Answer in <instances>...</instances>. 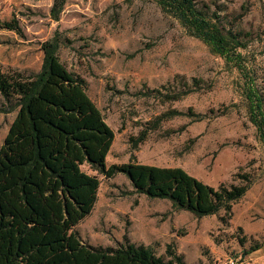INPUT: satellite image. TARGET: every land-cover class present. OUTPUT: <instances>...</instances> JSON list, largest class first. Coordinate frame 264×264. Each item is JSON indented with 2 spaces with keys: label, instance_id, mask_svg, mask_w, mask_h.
Here are the masks:
<instances>
[{
  "label": "rangeland",
  "instance_id": "1",
  "mask_svg": "<svg viewBox=\"0 0 264 264\" xmlns=\"http://www.w3.org/2000/svg\"><path fill=\"white\" fill-rule=\"evenodd\" d=\"M55 0H0V72L29 76L42 67V43L60 39L58 56L87 82L86 91L114 131L107 165L138 162L181 167L216 187L244 184L246 194L231 211L197 217L168 199L138 193L125 173L100 180L90 215L76 226L84 243L117 247L125 241L154 247L168 244L184 264H264V146L250 122L237 68L188 34L153 0H66L53 19ZM218 16L225 31L247 44L241 51L254 69L264 96V0H198ZM15 20L18 29H8ZM190 92L180 100L166 94ZM0 95V148L17 109ZM177 109L199 114H164ZM160 117V118H159ZM157 124L156 128H151ZM146 138L134 148L143 129ZM13 216L0 231V264H29L27 249L50 235H21ZM43 235V238H41ZM259 244L258 250L250 251ZM250 251V252H248Z\"/></svg>",
  "mask_w": 264,
  "mask_h": 264
},
{
  "label": "trees",
  "instance_id": "2",
  "mask_svg": "<svg viewBox=\"0 0 264 264\" xmlns=\"http://www.w3.org/2000/svg\"><path fill=\"white\" fill-rule=\"evenodd\" d=\"M153 1L176 18L189 35L239 70L250 122L264 146V96L249 59L241 51L247 48L246 42L238 34L225 31L218 16L200 8L198 0ZM65 2H53V19L60 18ZM5 27L19 30L15 20L6 22ZM60 44L56 35L42 43V67L36 73L16 77L0 72V95L15 98L13 109H17L0 148V231L13 216L21 224V235L45 232L51 236L27 249L29 264H184L171 243L165 250L167 258L157 254L154 247L130 242L126 236L117 247L84 243L76 226L91 214L100 180L82 166L107 177L125 173L136 192L168 199L176 209L197 217L222 209L231 211L232 203L246 194L249 177H244V184L213 187L177 166L138 162L108 166L106 158L115 133L88 95L86 80L69 71L59 58ZM189 92L168 93L166 99L180 100ZM189 110L173 109L164 116L195 115L202 119ZM146 135L145 128L132 138L134 148ZM260 247L255 244L250 251Z\"/></svg>",
  "mask_w": 264,
  "mask_h": 264
},
{
  "label": "built area",
  "instance_id": "3",
  "mask_svg": "<svg viewBox=\"0 0 264 264\" xmlns=\"http://www.w3.org/2000/svg\"><path fill=\"white\" fill-rule=\"evenodd\" d=\"M228 263L229 264H238L236 258H229Z\"/></svg>",
  "mask_w": 264,
  "mask_h": 264
}]
</instances>
